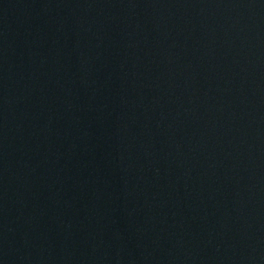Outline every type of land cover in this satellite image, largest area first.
<instances>
[{
	"label": "water",
	"instance_id": "95a60500",
	"mask_svg": "<svg viewBox=\"0 0 264 264\" xmlns=\"http://www.w3.org/2000/svg\"><path fill=\"white\" fill-rule=\"evenodd\" d=\"M0 264H264V0H0Z\"/></svg>",
	"mask_w": 264,
	"mask_h": 264
}]
</instances>
